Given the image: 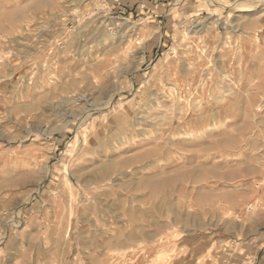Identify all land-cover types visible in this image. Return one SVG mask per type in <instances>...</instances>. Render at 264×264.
Wrapping results in <instances>:
<instances>
[{"label":"rangeland","instance_id":"374dc122","mask_svg":"<svg viewBox=\"0 0 264 264\" xmlns=\"http://www.w3.org/2000/svg\"><path fill=\"white\" fill-rule=\"evenodd\" d=\"M0 264H264V0H0Z\"/></svg>","mask_w":264,"mask_h":264},{"label":"bare ground","instance_id":"6f19581e","mask_svg":"<svg viewBox=\"0 0 264 264\" xmlns=\"http://www.w3.org/2000/svg\"><path fill=\"white\" fill-rule=\"evenodd\" d=\"M0 59H2V57H0Z\"/></svg>","mask_w":264,"mask_h":264}]
</instances>
